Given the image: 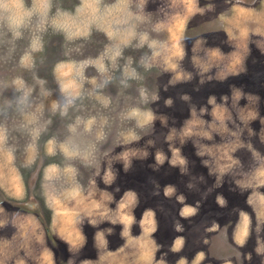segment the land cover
I'll use <instances>...</instances> for the list:
<instances>
[{"label": "rangeland", "instance_id": "374dc122", "mask_svg": "<svg viewBox=\"0 0 264 264\" xmlns=\"http://www.w3.org/2000/svg\"><path fill=\"white\" fill-rule=\"evenodd\" d=\"M74 183L135 191L159 264H264V0H0V233L30 212L23 264L102 254L80 216L83 245L57 234Z\"/></svg>", "mask_w": 264, "mask_h": 264}, {"label": "crops", "instance_id": "0c3cea01", "mask_svg": "<svg viewBox=\"0 0 264 264\" xmlns=\"http://www.w3.org/2000/svg\"><path fill=\"white\" fill-rule=\"evenodd\" d=\"M49 199H51L52 219L60 221L57 234L68 242L71 249L72 246L79 247L85 242V233L82 231L83 222H80L79 216L96 226V229L92 231L93 242L102 254L83 259L81 262L84 264H98V262L101 264H159V259L155 255L157 248L151 235L152 231L148 228L150 224L143 223V216L147 213V216H151L147 210L140 211L138 229H134L136 223L134 207L137 202L135 191L125 189L115 199L116 204L113 205V198L108 189L89 183L82 189L79 188L78 183H74L60 189ZM30 216V212L26 211L21 214L16 212L7 214V226L11 230L4 235L5 241L0 233V253L6 255L5 257L0 255L1 260L9 262L14 260L16 264H23L27 259L28 262L30 261V255L29 258L26 254L22 255L29 253L31 246L28 239V225L24 223L25 219L31 220ZM103 221L116 222L120 225L119 242L111 243L110 230L105 227L107 225L101 224ZM65 224H68L67 228H64ZM25 232H27L26 236Z\"/></svg>", "mask_w": 264, "mask_h": 264}, {"label": "clouds", "instance_id": "9594fccd", "mask_svg": "<svg viewBox=\"0 0 264 264\" xmlns=\"http://www.w3.org/2000/svg\"><path fill=\"white\" fill-rule=\"evenodd\" d=\"M13 23L18 25V24L20 23V21H18V20H14ZM117 54H118V53H117ZM69 103H70V101H69Z\"/></svg>", "mask_w": 264, "mask_h": 264}, {"label": "flooded vegetation", "instance_id": "af4514ba", "mask_svg": "<svg viewBox=\"0 0 264 264\" xmlns=\"http://www.w3.org/2000/svg\"><path fill=\"white\" fill-rule=\"evenodd\" d=\"M155 218H156V217H155ZM157 220H158V219H157ZM156 229H157V228H156ZM156 229H155V230H156Z\"/></svg>", "mask_w": 264, "mask_h": 264}]
</instances>
